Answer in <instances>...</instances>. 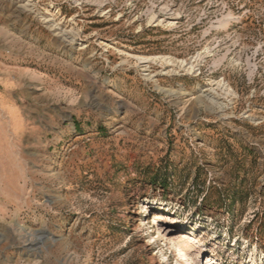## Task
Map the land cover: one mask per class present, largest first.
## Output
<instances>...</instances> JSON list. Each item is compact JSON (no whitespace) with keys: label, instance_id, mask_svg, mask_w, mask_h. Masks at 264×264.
Wrapping results in <instances>:
<instances>
[{"label":"rangeland","instance_id":"rangeland-1","mask_svg":"<svg viewBox=\"0 0 264 264\" xmlns=\"http://www.w3.org/2000/svg\"><path fill=\"white\" fill-rule=\"evenodd\" d=\"M0 264H264V0H0Z\"/></svg>","mask_w":264,"mask_h":264}]
</instances>
